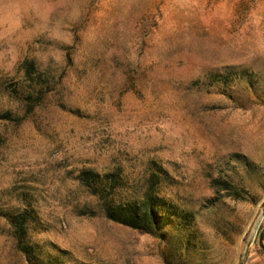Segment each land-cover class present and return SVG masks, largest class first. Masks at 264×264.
<instances>
[{
    "label": "rangeland",
    "instance_id": "obj_1",
    "mask_svg": "<svg viewBox=\"0 0 264 264\" xmlns=\"http://www.w3.org/2000/svg\"><path fill=\"white\" fill-rule=\"evenodd\" d=\"M27 63L49 83L30 103ZM87 170H120L117 201L154 179L199 247L107 219ZM26 209L77 263L244 264L264 227V0H0V264H26L7 219Z\"/></svg>",
    "mask_w": 264,
    "mask_h": 264
},
{
    "label": "trees",
    "instance_id": "obj_2",
    "mask_svg": "<svg viewBox=\"0 0 264 264\" xmlns=\"http://www.w3.org/2000/svg\"><path fill=\"white\" fill-rule=\"evenodd\" d=\"M25 76L29 85L25 87L24 94L30 103L36 98L35 93H42L49 83L47 79L44 81L45 72L39 71L34 63L25 64ZM210 80L216 86L220 84L230 86V83L234 81V75L228 71L215 73L211 75ZM121 176L120 170L106 174L87 170L80 174L82 183L90 189L94 196L99 197L105 203L107 219L136 232L156 236L162 241L166 239L168 232L174 230L176 236L171 239L173 248H184L187 253L191 248L199 247L197 243H193L196 217L192 211L167 203L160 198L154 179H151L141 198L131 197L128 200L117 201L116 198H122L119 195L125 191ZM219 183L221 187L218 191L227 190L234 199H245L241 192L226 179H221ZM7 219L16 246L23 254L26 264H87L75 262L69 251L39 241L37 235L43 230V225L33 209H26ZM260 238L264 251L263 234ZM176 243L180 244L174 245Z\"/></svg>",
    "mask_w": 264,
    "mask_h": 264
},
{
    "label": "crops",
    "instance_id": "obj_3",
    "mask_svg": "<svg viewBox=\"0 0 264 264\" xmlns=\"http://www.w3.org/2000/svg\"><path fill=\"white\" fill-rule=\"evenodd\" d=\"M261 234H263L262 245L264 246V227ZM252 246L255 247L253 248L250 247L245 257L244 264H264V251L262 250L263 248L261 247V238L259 237L257 243Z\"/></svg>",
    "mask_w": 264,
    "mask_h": 264
},
{
    "label": "built area",
    "instance_id": "obj_4",
    "mask_svg": "<svg viewBox=\"0 0 264 264\" xmlns=\"http://www.w3.org/2000/svg\"><path fill=\"white\" fill-rule=\"evenodd\" d=\"M253 247H255V246H251V248H253Z\"/></svg>",
    "mask_w": 264,
    "mask_h": 264
}]
</instances>
